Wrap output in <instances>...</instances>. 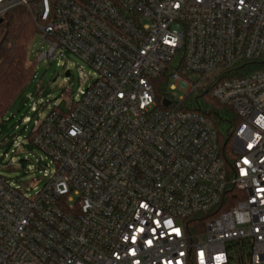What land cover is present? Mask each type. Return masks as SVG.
Masks as SVG:
<instances>
[{"label": "built area", "instance_id": "2783aa9c", "mask_svg": "<svg viewBox=\"0 0 264 264\" xmlns=\"http://www.w3.org/2000/svg\"><path fill=\"white\" fill-rule=\"evenodd\" d=\"M16 8L38 61L69 50L97 77L37 121L34 193L0 173V264H264V68L240 75L264 61V0H0V29ZM197 89L241 118L232 172L186 108ZM231 185L241 198L219 210Z\"/></svg>", "mask_w": 264, "mask_h": 264}, {"label": "rangeland", "instance_id": "374dc122", "mask_svg": "<svg viewBox=\"0 0 264 264\" xmlns=\"http://www.w3.org/2000/svg\"><path fill=\"white\" fill-rule=\"evenodd\" d=\"M3 34L4 30L1 28L0 40ZM46 48L40 34H36L28 42V61L34 64L35 76L22 99L0 120V173L28 193H34V186L42 185L36 180L42 176L37 167V159L45 154L29 140L37 121L44 119L54 106L66 111L79 91L89 86L97 77L89 64L69 50H63V55L53 60L38 61L37 55ZM1 56L0 50V58ZM177 61L178 58H175L170 65L175 66ZM68 70L71 72L69 77L66 76ZM170 92L176 99L186 95L179 86ZM33 102L38 106L36 113L31 109ZM26 117L30 120L25 121ZM17 143L23 144L22 149L18 148ZM12 157H15V163L11 162Z\"/></svg>", "mask_w": 264, "mask_h": 264}, {"label": "trees", "instance_id": "16d2710c", "mask_svg": "<svg viewBox=\"0 0 264 264\" xmlns=\"http://www.w3.org/2000/svg\"><path fill=\"white\" fill-rule=\"evenodd\" d=\"M4 34L0 40V120L3 119L13 105L22 99L24 92L30 86L35 76V67L28 61V42L38 33L36 24L27 18L22 8H16L6 15L3 25ZM264 68V61L249 62L240 72L244 75ZM169 72L164 73L154 80V89L159 106L169 97L167 86L169 85ZM36 91L38 87L35 88ZM198 111L211 119L218 134V143L221 154L224 156L227 167L232 172L233 151L231 134L240 124L241 118L230 105L221 103L212 96L211 91L195 90L187 97V107ZM239 190L230 186L219 210H226L233 206L241 197ZM207 219L206 214L197 215ZM203 224L198 228L201 230Z\"/></svg>", "mask_w": 264, "mask_h": 264}, {"label": "water", "instance_id": "95a60500", "mask_svg": "<svg viewBox=\"0 0 264 264\" xmlns=\"http://www.w3.org/2000/svg\"><path fill=\"white\" fill-rule=\"evenodd\" d=\"M1 23H2V19H0V24H1ZM66 76H67V77L71 76V72H70L69 70L66 72ZM170 103H171L170 100H165V101H164V105H165V106L170 105Z\"/></svg>", "mask_w": 264, "mask_h": 264}]
</instances>
